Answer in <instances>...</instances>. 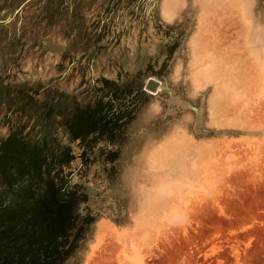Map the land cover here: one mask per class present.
<instances>
[{
  "label": "rangeland",
  "instance_id": "374dc122",
  "mask_svg": "<svg viewBox=\"0 0 264 264\" xmlns=\"http://www.w3.org/2000/svg\"><path fill=\"white\" fill-rule=\"evenodd\" d=\"M0 264H264V0H0Z\"/></svg>",
  "mask_w": 264,
  "mask_h": 264
},
{
  "label": "water",
  "instance_id": "95a60500",
  "mask_svg": "<svg viewBox=\"0 0 264 264\" xmlns=\"http://www.w3.org/2000/svg\"><path fill=\"white\" fill-rule=\"evenodd\" d=\"M152 88H155V86H154V87H152Z\"/></svg>",
  "mask_w": 264,
  "mask_h": 264
}]
</instances>
